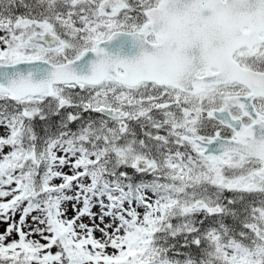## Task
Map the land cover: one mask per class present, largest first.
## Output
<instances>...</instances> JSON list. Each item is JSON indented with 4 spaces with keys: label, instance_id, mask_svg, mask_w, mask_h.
I'll return each instance as SVG.
<instances>
[{
    "label": "snow or ice",
    "instance_id": "1",
    "mask_svg": "<svg viewBox=\"0 0 264 264\" xmlns=\"http://www.w3.org/2000/svg\"><path fill=\"white\" fill-rule=\"evenodd\" d=\"M0 264H264V0H0Z\"/></svg>",
    "mask_w": 264,
    "mask_h": 264
},
{
    "label": "trees",
    "instance_id": "2",
    "mask_svg": "<svg viewBox=\"0 0 264 264\" xmlns=\"http://www.w3.org/2000/svg\"><path fill=\"white\" fill-rule=\"evenodd\" d=\"M37 130H38V131L40 130V126H39V125H37Z\"/></svg>",
    "mask_w": 264,
    "mask_h": 264
}]
</instances>
